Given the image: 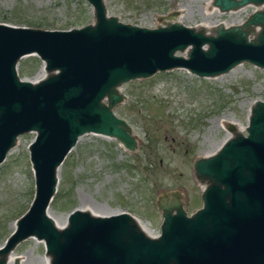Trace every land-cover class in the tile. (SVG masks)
<instances>
[{
	"label": "water",
	"instance_id": "95a60500",
	"mask_svg": "<svg viewBox=\"0 0 264 264\" xmlns=\"http://www.w3.org/2000/svg\"><path fill=\"white\" fill-rule=\"evenodd\" d=\"M87 1L94 21L79 27L0 21V162L19 135L35 132L28 144L34 193L0 244V264L30 236L44 242L47 264H264V99L251 105L245 133L229 123L231 136L193 160L204 183L199 207L188 213L178 190L159 195L157 234L125 210L96 214L75 207L60 226L48 214L59 167L82 134L136 148L130 124L114 111L125 98L122 83L174 67L198 76L243 61L264 68V0H213L221 11L263 6L242 23H218L214 34L178 21L155 27L124 22L108 13L104 0ZM188 45L186 56L175 53ZM26 54L40 58L42 77H20L17 63Z\"/></svg>",
	"mask_w": 264,
	"mask_h": 264
},
{
	"label": "rangeland",
	"instance_id": "374dc122",
	"mask_svg": "<svg viewBox=\"0 0 264 264\" xmlns=\"http://www.w3.org/2000/svg\"><path fill=\"white\" fill-rule=\"evenodd\" d=\"M104 1L109 14L146 27L175 21L178 15L189 26L197 22L209 27L217 19L242 23L253 10L263 8L246 4L240 12H217L208 0ZM0 21L65 29L92 23L94 15L87 0H0ZM175 53L183 55V50ZM17 72L20 77L39 78L43 63L36 54H26L19 58ZM219 76H198L174 67L122 83L119 90L125 98L114 111L130 124L136 148L127 149L113 137L82 134L59 167L50 212L65 221L80 206L109 214L125 210L155 235L162 220L155 201L162 193L178 190L188 213L199 207L204 183L194 174L193 160L217 150L230 131L229 123L241 124L244 128L238 130L245 133L251 105L264 99V68L243 61ZM34 135V131L19 135L0 162V244L34 193L28 152ZM12 251L14 260L7 264H45L47 257L44 242L34 236Z\"/></svg>",
	"mask_w": 264,
	"mask_h": 264
},
{
	"label": "bare ground",
	"instance_id": "6f19581e",
	"mask_svg": "<svg viewBox=\"0 0 264 264\" xmlns=\"http://www.w3.org/2000/svg\"><path fill=\"white\" fill-rule=\"evenodd\" d=\"M175 2V1H174ZM181 2V1H180ZM213 2V0H208V4H213L212 3ZM212 6H214V8H215V11H217V12H220L219 11V8L217 7V6H215L214 4L212 5ZM242 7H244V6H241V7H239V8H237V9H231V10H237V12H240L241 10H243V8ZM241 8V9H240ZM185 10V9H184ZM231 10H228V11H231ZM232 12V11H231ZM183 13V12H182ZM188 15V14H187ZM182 16H180V15H178V16H175L173 19L175 20V21H178V22H182V18H181ZM188 18V17H187ZM166 23V22H165ZM212 23V22H211ZM218 23H222L224 26H229V25H232V24H237V23H240V21L238 22L237 21V23H235L234 21L232 22V21H227V20H223V19H217V20H215L214 21V24L213 25H209V27L208 26H205L204 24H202V23H195V24H193V26L192 27H194L195 29H203L204 30V32L206 33V34H213V31H215V27H216V25L218 24ZM209 29H211L210 31H209ZM206 45H204V47H205ZM188 50H189V45L185 48V49H183V55H185V54H187V52H188ZM232 71V70H231ZM43 73H45V72H43ZM44 75V74H43ZM42 75V76H43ZM219 75H221V74H218V75H215V76H212V77H214V78H218V77H220ZM41 76V77H42ZM216 76H218V77H216ZM233 123L235 124V126H236V129L238 130V129H242V128H244L241 124H238L237 122H235V121H233ZM231 134H232V132H228V135L225 137V139H227L228 137H230L231 136ZM224 139V140H225ZM223 140V141H224ZM223 142H221L220 143V145L222 144ZM219 145V146H220ZM218 146V147H219ZM213 153V152H212ZM209 154H211L210 152H205V154L204 155H209ZM90 211H92V212H94V213H96V214H109V213H105V212H103V211H99V210H96V209H94V208H88ZM51 210L48 208V214L52 217V219L54 220V222L57 224V225H63L64 223H65V221H59V220H57V218L55 217V215L54 214H52L51 212H50ZM115 213V212H114ZM138 222H139V224L141 225V227H144L145 228V230H147L148 232H150V229L146 226V225H144L141 221H139L138 220ZM141 222V223H140ZM13 251H11L10 253H9V255H8V262L9 263H11L13 260H14V253H12ZM12 253V254H11ZM10 254H11V256H10ZM10 257V258H9ZM48 259H49V257H48V255H47V257H46V259H45V264H47L48 263Z\"/></svg>",
	"mask_w": 264,
	"mask_h": 264
}]
</instances>
